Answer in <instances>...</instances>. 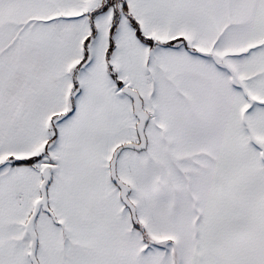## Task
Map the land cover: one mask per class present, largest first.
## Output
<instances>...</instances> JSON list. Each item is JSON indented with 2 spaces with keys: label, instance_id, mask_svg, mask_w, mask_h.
Masks as SVG:
<instances>
[{
  "label": "snow or ice",
  "instance_id": "6c2138e0",
  "mask_svg": "<svg viewBox=\"0 0 264 264\" xmlns=\"http://www.w3.org/2000/svg\"><path fill=\"white\" fill-rule=\"evenodd\" d=\"M0 264H264V0H0Z\"/></svg>",
  "mask_w": 264,
  "mask_h": 264
}]
</instances>
